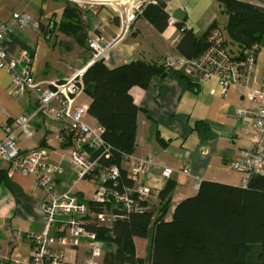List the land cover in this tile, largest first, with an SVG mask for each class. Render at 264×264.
<instances>
[{
    "label": "crops",
    "instance_id": "1",
    "mask_svg": "<svg viewBox=\"0 0 264 264\" xmlns=\"http://www.w3.org/2000/svg\"><path fill=\"white\" fill-rule=\"evenodd\" d=\"M240 1L264 7V0ZM81 2L87 3L88 7L80 6ZM69 3L80 7L81 18L88 24L89 30H97L106 41L121 34L104 61L110 68L134 61L161 65L168 54H178L176 46L183 35L179 32L180 25L202 36L213 22L221 28L227 19L217 0H171L164 12L174 15L177 9H181L186 17L184 20L178 19L175 27L167 24L163 31H159L144 13L125 27L123 19L116 16L113 7L109 6L113 4L112 0L101 3L97 0H0V23L10 22L15 12L26 13L30 17V26L22 30L14 28L4 45L10 58L23 49L30 52L37 80L64 79L91 64L90 51L82 49L72 35L59 28V24L65 21L64 12ZM102 3L108 5H98ZM226 36L229 53L234 57L240 56L242 47L228 33ZM260 46L256 56V72L252 78L255 87L260 86L264 76V42ZM183 74L190 79L193 85L191 89L173 74L167 73L164 77L152 79L144 89L133 86L130 90L140 111L135 154L140 157L151 155L156 161L144 179L154 188V196L150 200L152 205L158 206V192L168 182L161 174V166L179 169L189 165L192 168L189 175L176 172L171 178L177 185L169 219L173 218L176 204L186 197L195 196L203 181L242 186L244 173L232 169L230 165L241 158L242 150L251 146L254 133V120L236 116L238 109L253 107L242 87L229 88L227 96L223 97L216 77L201 81L199 75ZM11 80L8 69L0 67V141L5 135V124L21 113L33 110L36 105L31 95H12L9 90ZM78 102L89 106V95L85 92ZM86 121L89 125H97L90 113ZM198 121L208 123L210 137L203 138L194 130ZM33 128L32 136L18 137L21 148L25 150L31 146L49 144L52 151L50 161L65 168L63 175L56 179L58 189H72L76 195L91 199L96 185L90 180L78 178L72 166L70 150L51 139L61 131L60 122L52 116L41 114L34 121ZM9 171L10 164L0 160V174L4 176L0 183L1 254L8 262L14 259L28 261L32 253L31 233H39L44 228L42 204L45 193L36 187L32 175ZM140 240L146 239H135L136 250L138 255L144 256L139 252ZM61 248L70 260L80 262L87 257L86 245L82 241L78 245Z\"/></svg>",
    "mask_w": 264,
    "mask_h": 264
},
{
    "label": "built area",
    "instance_id": "2",
    "mask_svg": "<svg viewBox=\"0 0 264 264\" xmlns=\"http://www.w3.org/2000/svg\"><path fill=\"white\" fill-rule=\"evenodd\" d=\"M115 1L121 6V12L117 11L116 14L123 19L127 27L149 6L160 2L169 3L171 0ZM80 6L88 7L84 2H81ZM177 22L178 19L170 15L168 25L175 27ZM30 24V17L20 12H15L10 22L0 23V67L5 66L11 74L10 93L16 97L31 95L36 103L33 110L23 112L5 124V135L0 141V160L10 164L9 173L32 175L36 187L45 193L42 204L44 228L39 233H31L32 253L28 261L14 259L8 262L0 249V264H101L104 244L98 239L97 234L89 232L85 225L96 222L101 226H110L117 218H123L122 214L105 208L106 205L129 212L149 210L150 206L146 203L154 196V188L144 182V179L156 161L151 155L140 157L137 154L124 153L123 168L128 171V177L134 183V187L125 190L111 187L119 184L120 167L116 164L100 163L101 156L110 157V148L103 137L104 128L101 125H89L86 121L89 115L88 105L78 102V98L86 92L83 76L89 66H84L64 79L37 80L30 52L23 49L12 58L6 53L4 41L11 35L12 30L14 28L22 30L28 28ZM185 29V26L179 27V32L183 33ZM119 37L121 34L111 41H106L97 30H89L86 42L92 54L90 66L97 61L104 62L109 49L115 45ZM207 41L208 49L199 57L189 59L180 54H168L162 62L166 68L173 71L199 75L201 81L216 77L223 97L227 96L231 87H242L245 90L244 95L253 107L238 109L236 116L240 119L254 120L252 144L242 150L239 160L233 161L230 165L232 169L244 173L242 184L244 186L251 175L255 173L264 175V76L260 86L252 85V78L256 72V56L261 46L253 44L245 50L244 55L235 58L225 48L226 36L220 27L209 32ZM41 114L52 116L60 122L61 131L55 133L51 139L56 140L60 146L64 143L69 144L67 148L70 150L72 166L79 179L86 180L91 177L90 181L96 186L89 200L103 204L105 209L102 212H93L89 207V200L76 195L72 189L65 191L58 189L56 179L63 175L65 168L50 161L52 151L49 144L31 146L25 150L19 145L17 139L20 135L26 138L33 135V123ZM100 149L104 151L96 157ZM160 170L162 176L168 180L175 172H185L189 175L192 168L189 165L179 169L161 166ZM82 239H86L90 244L89 255L80 262L70 260L61 247L78 245ZM1 243L0 236V245Z\"/></svg>",
    "mask_w": 264,
    "mask_h": 264
},
{
    "label": "trees",
    "instance_id": "3",
    "mask_svg": "<svg viewBox=\"0 0 264 264\" xmlns=\"http://www.w3.org/2000/svg\"><path fill=\"white\" fill-rule=\"evenodd\" d=\"M105 2L109 0H98ZM227 15L228 36L242 47L241 57L253 44L264 42V7L240 0H217ZM166 2L149 6L144 14L159 31L166 29L169 14L164 12ZM77 4L69 3L64 12L65 21L60 30L72 35L80 45L87 44L88 24L81 18ZM180 27H182L180 25ZM219 24L213 22L198 36L185 29L176 46L178 55L189 59L199 57L208 49V34ZM226 48V43H225ZM228 50V48H227ZM229 51V50H228ZM235 57V58H238ZM173 74L187 88L190 79L181 71H173L164 64L134 61L110 68L97 61L84 73L85 91L90 97L88 113L104 128L103 137L109 146V158L101 156L102 165L116 164L121 176L117 186L125 190L134 183L123 168L124 153L135 154L138 105L130 95L133 86L146 88L152 79ZM203 138L210 137V127L205 121L194 125ZM160 141L161 137L158 135ZM64 143L61 147H67ZM100 149L96 157L102 154ZM246 185H228L222 182L203 181L195 196L186 197L176 204L172 219L173 192L177 182L168 179L158 192V206L148 204L149 210L129 212L106 205L105 208L122 214L110 226L96 222L86 224L99 240L107 242L101 264H264V175L255 173ZM4 176L0 174V183ZM86 180H91L88 177ZM93 212H102L103 204L89 200ZM136 238L150 242L149 258L137 254Z\"/></svg>",
    "mask_w": 264,
    "mask_h": 264
},
{
    "label": "rangeland",
    "instance_id": "4",
    "mask_svg": "<svg viewBox=\"0 0 264 264\" xmlns=\"http://www.w3.org/2000/svg\"><path fill=\"white\" fill-rule=\"evenodd\" d=\"M98 1V0H97ZM114 1V3L112 4V5H109V6H113V10L115 11V15L117 16V11H119V12H121V6H119V5H117V2L115 1V0H113ZM98 3H100V1H98ZM99 6H104L103 4H98ZM106 5H108V4H106ZM227 18V17H226ZM227 20V19H226ZM83 21H85V20H83ZM222 21H224L223 19H222ZM86 22V21H85ZM224 23H226V21L224 22ZM221 28H222V30L226 33V24H224V25H222L221 26ZM227 34V33H226ZM226 34H225V36H226ZM226 38H227V36H226ZM80 47L82 48V49H86V50H88L89 51V49H88V45L87 44H85V45H80ZM173 168V167H172ZM174 169H176V168H174ZM176 173V172H175ZM174 173V174H175ZM173 174V175H174ZM157 206V205H156ZM157 207H159V206H157ZM170 212L168 213V215H167V217H168V219L169 218H171L170 217ZM86 239H82V240H80L79 241V243L82 241L85 245H86V254H87V256L89 255V251H90V244H89V242L86 240ZM101 242H102V244H104V250H103V253H102V257L100 258V262L102 263V261H103V259H104V253H105V249H106V244H107V242H104V241H102V240H100ZM149 248H150V242H149V240L148 239H146V240H144V241H139V252L141 253V254H143L145 257H146V259H148L149 258V256H150V254H149Z\"/></svg>",
    "mask_w": 264,
    "mask_h": 264
},
{
    "label": "water",
    "instance_id": "5",
    "mask_svg": "<svg viewBox=\"0 0 264 264\" xmlns=\"http://www.w3.org/2000/svg\"><path fill=\"white\" fill-rule=\"evenodd\" d=\"M176 19L184 20L186 17V14L181 9H177V11L173 15ZM103 62V61H102Z\"/></svg>",
    "mask_w": 264,
    "mask_h": 264
}]
</instances>
